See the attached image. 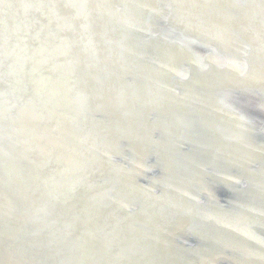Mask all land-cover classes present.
Wrapping results in <instances>:
<instances>
[{
    "label": "bare ground",
    "instance_id": "6f19581e",
    "mask_svg": "<svg viewBox=\"0 0 264 264\" xmlns=\"http://www.w3.org/2000/svg\"><path fill=\"white\" fill-rule=\"evenodd\" d=\"M223 3L0 0V264H264V10L223 69Z\"/></svg>",
    "mask_w": 264,
    "mask_h": 264
},
{
    "label": "water",
    "instance_id": "95a60500",
    "mask_svg": "<svg viewBox=\"0 0 264 264\" xmlns=\"http://www.w3.org/2000/svg\"><path fill=\"white\" fill-rule=\"evenodd\" d=\"M236 3L237 4H240V5L242 4L241 0H236ZM235 6H237V5H235ZM235 6H234L233 9L230 8V2H229V0H224V3L223 4H219V6H215L214 7V10H216V9H220L221 10L220 12L215 13V16H219L220 18H222L219 21L220 22L219 24L222 25V28H221L222 33H223L224 30H226L227 32H229V34H231V32H233V31H236V35L239 38V42H236L234 40V38L230 36L229 40H231V42H233V45L232 46H234V47H231V48L230 47H227V49L225 48L226 51H227V56L225 57L226 64H225L224 67H222L223 69L226 68V66H227L228 63H231L234 66V64H236L240 60V58L243 57L242 56V50H241V48H239L241 45L247 47L248 48L247 50L253 52L256 49V46H255L254 42H256L257 45L259 44L258 47L262 43L260 41V39L258 41V38L262 36V33L258 31L257 26H258L259 23H257V21L259 22L261 13L264 10V5L262 4L259 8H257L260 11H259V13H257L258 15H256V17H254V19L252 20V22L250 24L247 25V23H241V24H238V25L234 26V24L231 21L228 22L227 17L226 16L223 17L222 14H224V15L225 14H229V12L231 13L232 11L234 13H239L238 11H240L241 9L236 8ZM251 31H255L256 34H258L253 39H249V36L251 35V33H250ZM241 33H242V35H240ZM188 36L189 37H195L197 35H195L193 33L191 36L190 35H188ZM243 36H246V37L243 38V39H241V37H243ZM240 40H242V42ZM174 42L175 41H173V40L169 41V43H171V45H176V43H174ZM206 42H210V41L207 39ZM204 46H208V45H205L204 44ZM211 46H214L216 49L218 47L217 44H211ZM205 53H208V51L206 50ZM247 57H248V54H246V55L244 54V57L243 58L246 59ZM252 64H253V59H251V65ZM230 72H231L230 78L229 79H224V80L218 81V84L216 85L217 88L218 87L219 88L227 87V88H229V89H231L233 91H235V90H239V91L242 90V91H244L246 89L243 88L242 86H239V85H241L242 83L246 82V83H248L247 86L249 84H253V86H254V84L256 82V79H253V80L248 79V75L247 74H242V78H239L238 79V77H237V74L238 73H236L232 69L230 70ZM260 76H262V79L264 80V74L261 73ZM263 84H264V82L257 83L255 85V87H254L253 90L259 93L260 92L259 89H261L263 87ZM216 86L213 89V92L214 93H216L218 91L217 88H216ZM248 89L250 90V89H252V87H250ZM257 107L259 108V105H257ZM242 124L245 125L247 123H242ZM262 125H264V122H263Z\"/></svg>",
    "mask_w": 264,
    "mask_h": 264
}]
</instances>
